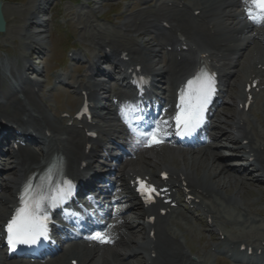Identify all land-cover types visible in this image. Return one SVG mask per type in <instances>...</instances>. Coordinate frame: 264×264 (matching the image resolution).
<instances>
[{
	"label": "bare ground",
	"instance_id": "obj_1",
	"mask_svg": "<svg viewBox=\"0 0 264 264\" xmlns=\"http://www.w3.org/2000/svg\"><path fill=\"white\" fill-rule=\"evenodd\" d=\"M181 1L183 0H179V2ZM184 1V8H179V5H177L176 8L170 10L163 6L154 11H149L151 12L149 17L152 18L147 19L146 23L150 24L152 28L161 30L163 28L158 26L157 19L158 17H167L170 21H172V27L176 32L166 35L163 38L168 42V44L165 45H175V49H178L179 46L188 44L190 45L191 52L194 53V55L199 52H210V57L212 59L217 58L218 62L221 63L222 68L227 67L228 64L231 63L229 62V57L232 56L231 59L233 58L235 50L241 51V55L238 60V63L240 64H242L241 59H243L244 56L247 57L250 53L249 57L251 59L249 60L248 67H246V65L240 66V68L236 69L234 73L227 75L225 80L227 86L230 84V90L235 92V98L245 100L244 90L238 89L239 86L237 82L242 83L245 79L244 83H246L248 79L252 77V81L254 79H259V84L264 85V69L262 68L264 66V47H262V45H264V31L257 30L254 33H251L248 37H239L240 33L244 32L252 25L250 22H247L243 25L244 27L239 26L240 22L237 20L240 19L241 15L237 14L233 9L226 11L228 7H231L230 5L238 4L235 0H191V2L189 1L190 3H188L187 0ZM191 5H197V8H194L192 11ZM196 9L202 10L199 15L202 17L201 21L195 20L192 14V12ZM32 14H35V11H32ZM226 16L232 19H225ZM169 20H163L162 22H169ZM129 24L130 26L127 27ZM187 26L191 28L193 37L189 35ZM211 26L213 29H211ZM121 28L126 30L127 33L135 31L139 34L138 32L140 31V27H138L135 23L133 24L131 21L121 23ZM212 30H214L215 33H213ZM177 32L183 34L185 38H178L179 36L175 35ZM141 34L143 33L141 32L139 36H141ZM104 35L105 34L103 32L97 31V37L94 36V40L98 45L112 46V54H118L119 56H121L123 52L128 51L134 56V60L137 62L136 64H144V69L150 74L155 75L168 66L167 69L169 70H166L163 75V78H165V80L170 84L169 90L165 91L166 93L169 92V99H164L167 102H170L173 93H175L177 87L179 86L180 80L195 67V60L191 57H187L185 54H182L181 51L176 50L174 51L177 56L176 60L174 62L172 61V63H165L162 68L157 69L156 63L161 59V57L159 55V51L156 49V46H158L163 39L151 38L144 40L142 38V40H140L134 38L132 43H125V40H120L124 39L123 35L111 34L103 38ZM232 36H234V39ZM42 39L43 44H45V38L43 37ZM235 39L238 42L234 43L233 40ZM256 40L259 42V47L255 46L252 48L251 44L253 41L256 42ZM40 41L42 40L39 39L37 42L34 41L35 43L28 42L26 45L29 48V44L31 46L29 49H34ZM181 54L182 58L178 60V56ZM4 61H6V59L0 57V127L7 128L10 123L18 124L22 128L23 135L27 138L36 140L42 145V148L39 151H36L32 149V147L26 146L20 147L18 151L13 149L11 150V153L16 161V166L14 168L15 176L12 177V180H8L11 182H8L3 186L4 189H9V193H0V225L3 220L8 218V215L16 202V195L18 193L17 190H19L22 182L36 169L42 168L52 154L56 151L64 154L68 160V170L77 175L82 174V172L77 168L76 164H80V161L85 159V152L84 150H80L79 147L82 140H85V137L80 136V131L76 129V127H68L66 125L63 126L62 122H60L61 120L51 118L46 109L47 105L42 99L43 97L38 93H34L30 88L29 77L25 78L23 75H18L15 71L10 69V74L7 73V76L11 80L10 86H12L11 88L13 90L8 91L7 89H1V85L3 83V69L1 68V65ZM160 62L161 61H159V63ZM29 63V70L32 69L40 71L37 68H31L33 63ZM122 64L125 65V63ZM259 64L262 65L261 68H259ZM128 65V68H130L134 64L129 61ZM251 66H254L255 68L251 70ZM95 67H98L97 64H90L92 72H98ZM111 72L112 71L110 70L109 73H107L105 70L103 72L99 71L98 74L107 77L112 76ZM233 75H236V80L231 83L230 79H232ZM122 76L123 81H126L127 79L124 78V73H122ZM33 84L36 87L37 85L40 86L41 82L36 80ZM81 84L83 85V89L89 91L90 96L94 98L95 93L93 90L96 86L100 85V82L88 81L82 82ZM41 102H43L46 107ZM222 104H229V101L222 99ZM107 114L109 116L108 119L113 121L112 111L109 107ZM244 114L245 113L243 111L239 110L238 104V108L235 112H222L220 113V118L224 122L231 123L230 129L233 128L238 133L239 137L236 141H232L233 149H236L239 152L235 155L241 156V159L245 160H248L249 156L253 155L255 157L253 164H255L257 170L259 172L261 171L264 176V133L250 127L248 123L245 122ZM25 117L28 119L25 120ZM91 126L97 127V125ZM32 128L37 134L29 132ZM112 128L113 124H111L108 129H104V131L111 132ZM47 131L50 132V135ZM223 134H225V132H223ZM245 140H248L247 143H245ZM59 147L62 149L58 150ZM167 151L173 153L174 155H179L184 162L187 161L186 164H176V162L169 164L167 163V160H158L157 158H161L162 154H159L156 157L153 155H145L142 159L144 160V163L147 164L146 167L143 168L140 164L132 165L130 167L129 174L144 170H146L147 174H154V170L157 168H168L171 171V181L174 186L178 182H188V185L191 188L190 194L195 196V202L193 203H196L197 198H214L215 196H219L227 201L234 202L235 204H241L240 207L244 212L243 214H249L252 212L251 208L253 205L245 202L243 199L239 200V193H241L245 187L247 188L248 180L254 181L255 179H248L242 172H238L240 168L237 166L229 167V164L231 163H228V165L227 163L220 164L219 161L222 162V153L219 150H213V145L207 146V149L199 150L194 153H185L183 149L175 150L172 148ZM170 165L175 166L169 167ZM8 170H12L11 167H9ZM16 171H18L17 174ZM256 182H259V180ZM229 185H234L237 188V191L234 193L228 191ZM128 195L132 203L131 207L136 209L135 214H141L144 219L146 211L141 208V204L137 200L136 195L132 191ZM172 196L175 199H178L176 193L173 192ZM217 202L218 201L214 198L213 203L206 202V205L204 206L208 217H213L214 219V223L212 224L214 229H218L220 227L215 219L219 218L221 220V218H223L221 216L223 215L222 211L219 216L220 210L216 208ZM179 214H183V212L180 211ZM250 217L251 216L249 214L248 219H250ZM128 218L129 215H126V217L124 216L121 226L114 228L113 231L114 234L121 236V240L118 242L123 243L124 252L119 249H114L111 251V255L108 250H104V252L100 254V251L98 250L89 252L85 246L73 245L66 251V257L53 259L46 264H71V260L75 259L76 255L80 257L81 264H136V261L138 260L129 259L123 262V259L124 257H137L140 254L145 256V260H143V262L141 260L138 261L140 264H197L199 259L200 262L204 260L205 257L195 260L184 250V241L177 236V233H181L179 230L183 232V227H181L177 220H173L172 223L177 226L179 225V230H174L170 227L165 228V226L163 227L162 220L154 226L144 223V229L146 230L147 235H149L152 228L157 230L156 239L153 240L148 236L147 240H134L129 236L128 232L120 230L122 226H124L127 230H131L132 233L135 234L136 230H133L135 227H133L132 223L129 222ZM234 222L245 223V220L242 219V221H239L236 219ZM219 230L221 231V228H219ZM259 233V228L252 227L249 231H241L233 236H226V240L223 243H218L217 245H222L224 252H226L227 246L229 245L230 248L227 252L233 251L232 257L236 259V261H238L236 252H239L242 245L252 246L255 252L261 250V254L264 258V245H262V243H256ZM180 235L185 238L186 242L187 237L185 233ZM133 242H135V244H133ZM253 243L255 245H253ZM248 251L249 248L241 252V254L246 257L247 262L254 264V258L247 254ZM153 252L157 253L156 257L152 256ZM0 264L18 263L7 262L5 259H2L0 255ZM19 264L25 263L22 262Z\"/></svg>",
	"mask_w": 264,
	"mask_h": 264
},
{
	"label": "rangeland",
	"instance_id": "obj_2",
	"mask_svg": "<svg viewBox=\"0 0 264 264\" xmlns=\"http://www.w3.org/2000/svg\"><path fill=\"white\" fill-rule=\"evenodd\" d=\"M148 1L149 0H4L3 11L7 21V30L5 33H0V57L5 58L6 64L10 65V67L24 65L22 56H26L27 59H32L34 64L38 63V66L41 67L43 71L41 73L29 71V74L33 78L45 81L43 83V91H41L40 94L43 93L44 98L42 99L49 105L47 107L48 112L56 119L58 110L70 109V106L76 103V95L69 87L62 86L58 88L59 90H53L51 88L56 76L63 74L69 81L80 79L82 74L81 70L88 67L87 62L78 63L79 66L84 63L85 65L83 68L72 65L71 63L76 61H73L69 55L75 52H81L83 55H87L86 59L89 58V60L93 61V54L99 51V47L96 46L94 42V36L97 37V31L105 34L103 38L111 34L123 35L125 43H132L135 37L141 39L142 37L150 38L155 36V34L138 36L135 31L127 33L126 30L121 28V23L126 21H131L133 24L143 21L146 13L144 11L139 12V10H143ZM32 11H35V14H32ZM130 12L133 13V15L130 16ZM43 19L48 20L46 24L42 26L38 27L33 23L40 22V20ZM159 23L161 24V21H159ZM129 26L130 24L127 27ZM141 26L143 27L144 25L141 23ZM43 37H46V46L42 45L41 47V43L38 42L39 44H37L34 49H29L31 47L29 44V48L27 47L26 43L37 42ZM120 40L123 41L124 39ZM44 48H46L47 51L39 55V52H41L40 50H44ZM158 48L159 50L162 49L161 46ZM33 54L35 55L34 57ZM170 57L171 55H168L165 59H169ZM97 58L100 57L97 56ZM102 58L105 57L103 56L100 59ZM107 65L109 66V64ZM107 65L105 64V66ZM105 66L101 65V68ZM112 81L111 79L104 83L114 85L115 81ZM73 84H75V82H73ZM79 103L80 101L76 104L79 105ZM77 105L70 110L74 111ZM232 110V106H225L221 109V112H230ZM255 113L260 114L261 119L264 118V107H259L256 111L251 113V116L254 117ZM219 130L221 131L222 129ZM228 138L222 137L220 139L222 146L219 147V150L225 153L228 152L226 149V145L229 142ZM186 162L181 161L182 164H186ZM221 163L222 162H220V164ZM260 175L261 173L251 176H253V178L257 176V179H262ZM12 176L11 174L7 177L10 178ZM254 182L253 180H248L247 188L245 187V189L239 193V200L243 199L245 202L252 204L253 206L251 209L253 211H262L264 209V184ZM0 183L4 184L2 177ZM228 189L231 193L237 191L234 185H229ZM3 192L4 190L2 193ZM232 204L235 205L234 203ZM231 209L232 214L237 215V212L234 211V206H231ZM255 213L253 214L255 215ZM256 218L261 220L258 225L261 229L259 238H262V236L264 237V215H256ZM233 227L235 226L231 224L230 228ZM136 230L139 233V229L137 228ZM203 236V231L198 228L197 225H189L187 230V241L194 252L193 256L205 257V264H224L223 260L216 258L210 253L211 246L209 241L207 238L201 239ZM10 262L14 261L10 260Z\"/></svg>",
	"mask_w": 264,
	"mask_h": 264
},
{
	"label": "snow or ice",
	"instance_id": "obj_3",
	"mask_svg": "<svg viewBox=\"0 0 264 264\" xmlns=\"http://www.w3.org/2000/svg\"><path fill=\"white\" fill-rule=\"evenodd\" d=\"M251 3L264 13V0H251ZM249 15L251 13L249 12ZM254 21L256 17H253ZM215 91V80L213 75H209L205 70L200 72L193 78L187 81L186 86L181 91L179 112L173 117L178 128H182L180 134L190 133L199 127L203 120L204 111L207 104L210 102L211 96ZM134 111H140L139 106H134ZM127 109L122 110V116L127 117ZM144 117L141 115L132 122V128L135 130L140 127L138 121H143ZM127 122V119H126ZM167 123V121H162ZM155 125L154 130L141 131L138 134L145 137L146 140L153 144L161 143L157 137L159 132V125L152 121ZM142 191H144L149 198L156 192V189L144 185L141 181ZM54 194H33V185L31 182H26L21 193L22 207L17 210L16 216L7 224L8 244L15 248L17 244L32 245L36 244L41 238L47 239V216L41 215L44 201L47 200L53 207L58 206L61 202L70 198L73 186L70 182L66 187H57L52 190ZM93 239L104 240L105 238L97 234ZM110 242V241H109Z\"/></svg>",
	"mask_w": 264,
	"mask_h": 264
},
{
	"label": "water",
	"instance_id": "obj_4",
	"mask_svg": "<svg viewBox=\"0 0 264 264\" xmlns=\"http://www.w3.org/2000/svg\"><path fill=\"white\" fill-rule=\"evenodd\" d=\"M6 31V20L3 13V0H0V32Z\"/></svg>",
	"mask_w": 264,
	"mask_h": 264
}]
</instances>
